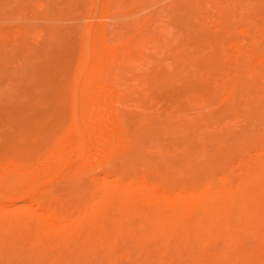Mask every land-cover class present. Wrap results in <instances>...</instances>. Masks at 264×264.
Returning a JSON list of instances; mask_svg holds the SVG:
<instances>
[{
	"label": "rangeland",
	"instance_id": "obj_1",
	"mask_svg": "<svg viewBox=\"0 0 264 264\" xmlns=\"http://www.w3.org/2000/svg\"><path fill=\"white\" fill-rule=\"evenodd\" d=\"M94 34L120 126L118 146L99 157L95 174L202 181L232 173L264 146V0H0V163L37 140L82 41ZM72 174L67 167L45 200L72 206L76 192L92 191L89 174L74 184ZM263 248L257 261L228 253L225 264H264ZM124 252H92L84 264H194L188 256L177 262L173 247ZM212 252L201 246L205 261L195 264H212ZM46 256L0 246V264H50Z\"/></svg>",
	"mask_w": 264,
	"mask_h": 264
},
{
	"label": "bare ground",
	"instance_id": "obj_2",
	"mask_svg": "<svg viewBox=\"0 0 264 264\" xmlns=\"http://www.w3.org/2000/svg\"><path fill=\"white\" fill-rule=\"evenodd\" d=\"M95 35L82 41L73 74L40 121L37 140L0 163V246L46 250L50 264H84L89 253L118 247L128 258L131 246L173 247L177 262L185 256L194 264L205 261L201 246L212 248V264H225L228 253L257 261L264 246L257 243L264 239V146L232 173L202 181L150 183L143 173L95 174L96 161L120 137L110 111L114 91L101 80L105 53ZM67 167L73 184L85 173L93 189L76 192L72 206L57 207L45 198Z\"/></svg>",
	"mask_w": 264,
	"mask_h": 264
}]
</instances>
